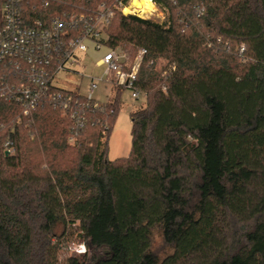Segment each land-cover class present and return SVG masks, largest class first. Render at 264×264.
<instances>
[{"label":"trees","instance_id":"1","mask_svg":"<svg viewBox=\"0 0 264 264\" xmlns=\"http://www.w3.org/2000/svg\"><path fill=\"white\" fill-rule=\"evenodd\" d=\"M130 1L21 2L45 27L81 18L68 38L111 8L100 42L126 71L146 51V102L129 155L109 160L127 87L111 80L107 101L53 87L83 124L71 141V110L45 97L26 114L8 94L21 77L0 69V264H264V0H153L163 23L123 14ZM72 238L88 250L61 263Z\"/></svg>","mask_w":264,"mask_h":264},{"label":"built area","instance_id":"2","mask_svg":"<svg viewBox=\"0 0 264 264\" xmlns=\"http://www.w3.org/2000/svg\"><path fill=\"white\" fill-rule=\"evenodd\" d=\"M21 2L22 0H5L0 13L2 22L0 27V69L10 66L22 79L19 85H12L8 94L22 104L26 114L34 110L45 97L51 98L55 105L64 110H71L72 117L77 120L71 138L73 141L83 124L78 123L79 117L70 108V102L63 94L52 93L51 89L56 87L63 90L79 91L62 86L61 82H64L71 73L76 72L74 67L77 54L88 53L89 44L97 51L104 47L100 40L105 35V28L109 24L112 9L101 6L95 16L94 23L91 21L86 23L84 33L78 31L74 37L68 38L67 35L76 30V24L82 21L81 18L68 22V24L58 19L52 22L49 27H45L40 21L33 23L26 21L21 9ZM119 6L122 7L123 14L127 15L125 11L129 5L122 6L120 2ZM116 51L106 48L98 64L107 65L108 81L115 80L132 89V96L137 99L141 93L133 86L139 63L146 51L143 49L139 51L136 64L131 71H126L123 67L125 55L123 53L120 55ZM64 55L66 60L61 62ZM62 74H65V77H62ZM96 89L97 84L92 82L89 94L86 95L88 99L94 98L93 94Z\"/></svg>","mask_w":264,"mask_h":264},{"label":"rangeland","instance_id":"3","mask_svg":"<svg viewBox=\"0 0 264 264\" xmlns=\"http://www.w3.org/2000/svg\"><path fill=\"white\" fill-rule=\"evenodd\" d=\"M153 2V0H152ZM154 4V2H153ZM129 9V11L127 10ZM135 9V10H134ZM154 11L152 14L140 16L139 10L132 6V1L126 8V14H135L141 18L152 19L156 22L163 23L166 20V14L154 4ZM106 48H102L100 51L93 49V46L89 44L88 53L77 54V60L74 67V73L66 77L65 81L61 82L62 86L69 89H78L82 95H88L90 85L92 82L97 84V89L94 92V98L99 101H107L113 98L114 91L113 85L108 81L106 76L107 65L98 64V61L103 57ZM118 54H122L120 50L116 51ZM65 77V74L61 75ZM133 90L130 88L124 89L121 94L122 106L118 113L116 123L109 139L108 159L115 160L117 158L127 157L131 151L132 146V123L131 112L135 109L143 106L146 99L143 95L139 98L132 96ZM59 232L61 229H58ZM76 236L77 233H74ZM86 249V245L82 242L78 243L76 239H68L67 246L59 253V260L63 263L68 256L75 253L82 255ZM153 250L158 255L159 259H163L167 255L172 253V249L167 246L159 233L154 234ZM90 254V253H89ZM90 256V255H89Z\"/></svg>","mask_w":264,"mask_h":264},{"label":"bare ground","instance_id":"4","mask_svg":"<svg viewBox=\"0 0 264 264\" xmlns=\"http://www.w3.org/2000/svg\"><path fill=\"white\" fill-rule=\"evenodd\" d=\"M132 6L139 10L140 16L152 14L155 10L152 0H132Z\"/></svg>","mask_w":264,"mask_h":264}]
</instances>
